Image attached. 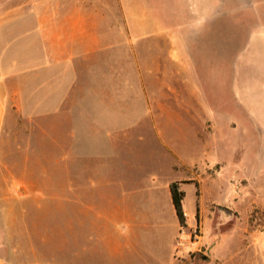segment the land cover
<instances>
[{
	"label": "crops",
	"instance_id": "0c3cea01",
	"mask_svg": "<svg viewBox=\"0 0 264 264\" xmlns=\"http://www.w3.org/2000/svg\"><path fill=\"white\" fill-rule=\"evenodd\" d=\"M103 1L0 0V139L7 112L5 81L10 73L15 70L20 75L18 71L31 69L36 79L48 69L47 82L37 85L63 84L66 120L70 119L67 133L79 135L89 157L115 156L119 146L134 152V146L151 141L161 147L163 162L153 165L149 175L138 173V162L137 173L130 175L78 179L66 171L63 206L51 210L55 216L49 217L38 239L17 241L19 248H32L18 264H183L182 256L197 245L184 253V245L179 244L178 235L186 234L173 207L170 184L181 182L186 194L185 185L194 183L197 206L204 209L205 190L198 188L199 176L208 174L212 162L222 161L215 155V144L229 140L227 132L235 122L227 117L242 108L243 95L248 94L241 56L235 61V97L225 103L224 88H216L225 72L212 68L214 57L225 62L226 53H214L206 42L201 45L200 39L212 36L200 30V22L192 29V0H112L122 8L127 23L126 47L105 46V38H119L120 33L104 31ZM137 1L141 3L135 9ZM185 16L190 29L175 28ZM3 20L16 21L15 30L21 32L13 42L16 61L12 64L7 60L11 31ZM120 63L130 69L120 71ZM58 65L63 72L55 75ZM154 86L159 87L158 95L153 94ZM210 93L218 108L209 101ZM173 98L178 111L170 110ZM153 105L159 110L144 112V106ZM204 140L201 160L181 154L186 147L183 142ZM0 264H9L1 253Z\"/></svg>",
	"mask_w": 264,
	"mask_h": 264
},
{
	"label": "rangeland",
	"instance_id": "374dc122",
	"mask_svg": "<svg viewBox=\"0 0 264 264\" xmlns=\"http://www.w3.org/2000/svg\"><path fill=\"white\" fill-rule=\"evenodd\" d=\"M112 2L103 1V28L107 33H120V37L105 38V46L126 47L127 23L122 8ZM140 3L136 2L135 9ZM57 4L64 7L63 2L57 1ZM191 4L192 29L195 30V24L200 22V30L210 31L212 36L208 40L200 39L201 45L206 42L214 53L215 50L226 53L225 62L214 57L212 64V68L225 72L224 81L215 84L216 88H224L225 103L228 98L235 97V61L240 56L242 74H247V80H243L248 94L243 95L242 108L233 110L236 114L233 116L232 111V116L227 117L236 123L231 131L228 129L229 140L215 144L214 153L222 161L212 162L208 174L203 172L199 176L198 188L205 190L202 211L195 198L196 185H185L182 204L186 226L181 229L186 236L178 235V239L179 244L184 245V253L195 245L197 249L183 255L182 261L183 264H264V84L259 86L264 83V42H261L264 37V0H192ZM15 22H1L11 31L7 35L10 38L9 64L16 61V43L13 42L21 33L15 30ZM187 22L185 16L184 22L175 28L190 29ZM120 64V71L128 70L127 65ZM18 72L20 75L13 70L5 81L7 112L0 139V253L9 264H18L31 252L30 246L17 247V241L38 239L39 234L44 233L41 229L49 217L55 216L50 214L51 210L63 206L66 171L78 179L88 175H130L137 173L135 164L138 162V173L149 175L153 165L163 162L161 147L151 141L134 146V152L119 146L115 156L89 157L86 148L80 144L79 135L67 133L70 119L66 120L63 84L51 81L54 85L41 88L39 85L47 82L48 69L41 70L36 79L32 77L31 69ZM62 72L61 65L55 67V75ZM158 90L159 87L154 86L153 94L158 95ZM76 93L79 94L78 88ZM217 97L219 95L214 98ZM173 100L170 110H180L179 104ZM209 101L218 108L212 93ZM75 109H79L78 103ZM144 109L149 114L159 107L153 105L149 109L144 106ZM207 121L210 131V120ZM200 122L204 120L200 119ZM176 124L175 120L174 132ZM143 128L149 131L150 126ZM209 137L219 139V135L209 134ZM182 144L186 145L181 152L185 158H189L187 155L198 160L203 158L205 140Z\"/></svg>",
	"mask_w": 264,
	"mask_h": 264
},
{
	"label": "trees",
	"instance_id": "16d2710c",
	"mask_svg": "<svg viewBox=\"0 0 264 264\" xmlns=\"http://www.w3.org/2000/svg\"><path fill=\"white\" fill-rule=\"evenodd\" d=\"M170 194L179 225L185 227L186 215L182 206L184 191L181 189V182L174 181L170 184Z\"/></svg>",
	"mask_w": 264,
	"mask_h": 264
}]
</instances>
